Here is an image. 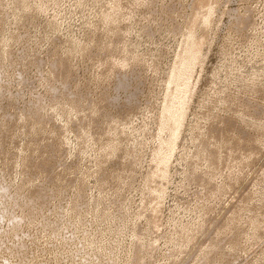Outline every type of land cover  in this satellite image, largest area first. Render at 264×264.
<instances>
[{
  "label": "rangeland",
  "instance_id": "374dc122",
  "mask_svg": "<svg viewBox=\"0 0 264 264\" xmlns=\"http://www.w3.org/2000/svg\"><path fill=\"white\" fill-rule=\"evenodd\" d=\"M197 1L0 0V264H264V0Z\"/></svg>",
  "mask_w": 264,
  "mask_h": 264
},
{
  "label": "bare ground",
  "instance_id": "6f19581e",
  "mask_svg": "<svg viewBox=\"0 0 264 264\" xmlns=\"http://www.w3.org/2000/svg\"><path fill=\"white\" fill-rule=\"evenodd\" d=\"M211 1L212 0H198L197 1V11H196V13L194 14V17H195V20H194V24L195 25H197L196 27L194 26V24L193 25H191L190 26V29L191 30H196L198 27L200 28L202 25L204 26V24H203V22H204V20L205 21H208L209 20V18H210V13H211V11L213 10V8H212V4H214V3H211ZM213 2V1H212ZM204 8H208L207 9V11H206V9H204ZM202 29L203 30H207V26H204V27H202ZM201 29V30H202ZM206 33H207V31H206ZM201 44H202V41H195L194 42V44H193V46L192 47H188V46H186L187 48H189L188 50H186V55H185V61L186 60H189V59H191V60H194V62L195 61H197V59H198V53H199V51H200V48H201ZM184 61V62H185ZM178 75V74H177ZM176 79V78H175ZM169 85H170V88L172 89V91H173V93L174 92H177V91H180L181 89H182V86H183V84L179 81H177L176 83L174 82V83H168ZM171 91V90H170ZM182 91V90H181ZM186 100V99H185ZM184 100V101H185ZM180 101V100H179ZM183 101V102H184ZM168 103V102H167ZM186 102H184V103H179V105L177 104V105H174V110H176V111H178V112H180L179 110H184L185 108H186V104H185ZM176 104V103H175ZM170 110H172V109H170ZM169 110V111H170ZM173 110V111H174ZM168 112V111H167ZM172 114V113H171ZM178 114V113H177ZM175 115V114H174ZM178 116V115H177ZM171 118H172V116H171ZM176 120V119H175ZM182 120V119H181ZM179 122V121H178ZM182 122V121H181ZM178 124V123H177ZM176 126V125H175ZM177 127H178V125H177ZM176 133H178V132H176ZM159 173H160V175L161 176H165L166 175V172H165V167L164 166H161L160 167V170L158 171ZM160 201L158 200V198H154V205H153V215H152V222H153V224H154V226L155 227H158L159 226V224H160Z\"/></svg>",
  "mask_w": 264,
  "mask_h": 264
}]
</instances>
